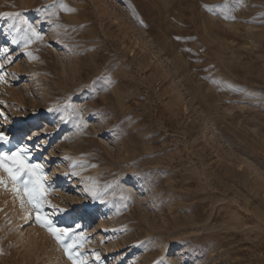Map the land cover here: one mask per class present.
Returning <instances> with one entry per match:
<instances>
[{"label": "rangeland", "instance_id": "obj_1", "mask_svg": "<svg viewBox=\"0 0 264 264\" xmlns=\"http://www.w3.org/2000/svg\"><path fill=\"white\" fill-rule=\"evenodd\" d=\"M0 13V154L68 230L0 169V264H264V0Z\"/></svg>", "mask_w": 264, "mask_h": 264}, {"label": "snow or ice", "instance_id": "obj_2", "mask_svg": "<svg viewBox=\"0 0 264 264\" xmlns=\"http://www.w3.org/2000/svg\"><path fill=\"white\" fill-rule=\"evenodd\" d=\"M12 15L13 13H0V17H11ZM15 15H18V13ZM0 67L3 66L0 65ZM7 139L8 138L5 135L0 133V141L7 142ZM25 152L26 150L19 149L16 152L0 154V169L6 171L9 178L13 181H17L18 178L21 177H26V179L22 180V183L24 185L25 192L28 195L29 203H31L37 210V222L48 227L49 231L52 232L58 241H60L62 236L68 235V230L53 228L51 226V221L39 214L42 203L46 202L44 200L46 189L43 184L44 177L42 174V168L40 165L27 163V157L24 154ZM0 183H3V181L0 180ZM29 185H31V189H29ZM13 191H16V189H13ZM60 211H63V209H60ZM71 247L72 245H67L66 250ZM69 258H72L71 255Z\"/></svg>", "mask_w": 264, "mask_h": 264}, {"label": "bare ground", "instance_id": "obj_3", "mask_svg": "<svg viewBox=\"0 0 264 264\" xmlns=\"http://www.w3.org/2000/svg\"><path fill=\"white\" fill-rule=\"evenodd\" d=\"M98 88V87H97Z\"/></svg>", "mask_w": 264, "mask_h": 264}]
</instances>
